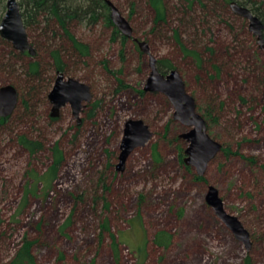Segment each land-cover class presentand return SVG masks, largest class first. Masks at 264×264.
Segmentation results:
<instances>
[{"label": "rangeland", "instance_id": "1", "mask_svg": "<svg viewBox=\"0 0 264 264\" xmlns=\"http://www.w3.org/2000/svg\"><path fill=\"white\" fill-rule=\"evenodd\" d=\"M113 1L135 37L146 38L156 62H173L208 134L223 150L198 178L195 167L184 163L187 142L179 137L189 128L174 119L164 94L143 90L151 71L149 54L132 39L121 50L120 40L112 42L104 26H76L72 32L91 44L92 53L86 61L66 59L64 74L92 92L81 121L69 104L51 117L47 94L22 118L19 96L13 120L0 125V264H8L25 239L32 242L35 264H246V258L264 264V49L248 20L238 18L230 5V16L212 18L211 31L198 44L205 55L198 65L169 34L151 31L148 0ZM250 1H262L264 20V0ZM5 11L6 0H0V20ZM183 37L197 40L193 33ZM3 51L8 49L0 40ZM37 51L47 56L44 48ZM213 60L226 66L218 75L208 67ZM52 76L48 93L57 73ZM5 78L0 75V86L7 84ZM128 119L143 120L152 136L118 167ZM21 134L39 141L41 151L30 154L18 142ZM56 147L61 159L50 171ZM35 175L52 181L35 183ZM210 185L226 212L249 232V249L207 203Z\"/></svg>", "mask_w": 264, "mask_h": 264}, {"label": "trees", "instance_id": "2", "mask_svg": "<svg viewBox=\"0 0 264 264\" xmlns=\"http://www.w3.org/2000/svg\"><path fill=\"white\" fill-rule=\"evenodd\" d=\"M18 1L21 6L23 21L28 38L35 49V54L31 56L27 52H19L12 47L10 42L0 37V40L6 45V49H8V52L3 51V54H0V75L5 74V82H7V84H12L17 89L18 97L20 96V102L22 103V106H17V109L20 111L18 112L19 118H22L28 115V113H31V110L34 104L37 103L38 99L42 98L44 101L47 100L49 84L53 79L52 75L58 71L63 73L67 71L66 59L75 56L80 60L82 59V61H86L84 58L92 55L91 44L78 38L72 32L73 28L78 25H85L91 30H95L97 27L102 26L109 28L111 31L110 38L112 42L120 40L121 50L124 49L127 38L124 37L112 23L109 8L104 0ZM111 1L114 3L113 0ZM148 1L152 10L151 31L154 32V34H157L159 31H164L167 35L169 34V36L178 45L181 53L187 57L193 58L199 65L202 64L205 57L199 47L203 34L206 35L209 31H211L213 27L211 21L212 18L213 20L217 17L222 19L226 14L230 16L227 6L233 0ZM235 1L249 6L253 13L257 16L260 17L262 15V1ZM172 11L173 13L171 14ZM173 16L176 18H173ZM178 21L180 22L179 25ZM192 33L197 40L194 39L195 42L193 43L192 40H187V42L193 46L188 45L183 37V34L188 37V35H192ZM233 33L235 34V32ZM133 36L135 37L134 28ZM34 39H39V43L37 40V42L34 41ZM145 39L146 38H143V40ZM57 40L63 41L61 44L58 43L57 45ZM145 41L148 43L147 40ZM197 41L199 43H197ZM235 45L238 46V41L236 40ZM38 47L44 48L47 54L46 57H40L38 55ZM209 50L213 51L212 48ZM8 53L10 54L9 56ZM13 56L15 58H13ZM16 58L21 61L20 64L13 63ZM48 64L50 66L48 69L51 70L44 71V66H47ZM101 65L104 68L109 69L108 60L102 59ZM222 65L223 64L221 62L213 60L209 63L208 67L213 73H215V75H218L226 67ZM17 66L18 69L21 67L24 71L23 74L17 73V68H15ZM157 68L164 74L169 72L171 69H176L170 59L159 60L157 62ZM7 71L9 74H7ZM142 92L144 93V91ZM14 114H16L15 109L11 115L7 117H0V125L8 123L11 119L13 120L12 117ZM18 142L32 155L41 151V143L39 141L32 140L27 134H21L18 137ZM53 153L54 160L49 168L50 171L57 169L58 162L61 159V151L58 147L54 148ZM198 178H201V176ZM34 180L35 183L44 181L45 186H49V183L52 181L38 175H35ZM2 223L3 221L0 218V226ZM162 240V238L158 237L156 242L162 243ZM31 247V241L28 239L23 240L8 264H35ZM245 263L251 264L249 258H246Z\"/></svg>", "mask_w": 264, "mask_h": 264}, {"label": "water", "instance_id": "3", "mask_svg": "<svg viewBox=\"0 0 264 264\" xmlns=\"http://www.w3.org/2000/svg\"><path fill=\"white\" fill-rule=\"evenodd\" d=\"M109 8L110 18L114 26L125 37H131L133 29L129 21L121 13L119 8L111 1L104 0ZM232 10L246 18L249 22V30L252 31L264 49V23L254 15L250 9L233 0L230 2ZM0 36L11 43L19 52H27L33 56L35 49L30 43L24 25L21 6L18 0H6V11L0 20ZM139 49L150 56L151 71L147 78L144 91H158L164 94L174 108V119L180 120L189 129L179 135L187 142L184 150V163L195 167L198 176H203L208 163L222 150V145L213 139L207 132L206 121L196 111L194 97L185 88L183 79L177 69H171L168 73H161L156 65V58L150 54L148 43L135 39ZM92 98L91 88L88 84L73 78L65 77L62 72H57L54 83L48 93L51 103V117H57L60 110L69 104L73 116L77 122L81 121L80 113L85 103ZM18 102L17 89L12 84L0 86V117L12 114ZM152 136L149 126L141 119H128L123 128V137L120 144L118 167H121L130 152L139 146H143ZM206 201L213 208L216 215L233 231L237 238L250 247L249 232L241 221L223 207V201L217 188L208 187Z\"/></svg>", "mask_w": 264, "mask_h": 264}, {"label": "flooded vegetation", "instance_id": "4", "mask_svg": "<svg viewBox=\"0 0 264 264\" xmlns=\"http://www.w3.org/2000/svg\"><path fill=\"white\" fill-rule=\"evenodd\" d=\"M105 2V1H104ZM106 3V2H105ZM239 3V2H238ZM239 4H241V3H239ZM229 5H230V3H229ZM241 5H243V4H241ZM244 6H246V7H248L249 9H250V7L249 6H247V5H244ZM250 11L253 13V11L250 9ZM236 15H237V17L238 18H241L242 16L241 15H239V14H237V13H235ZM254 14V13H253ZM254 15H256V14H254ZM257 16V15H256ZM263 23H264V20L261 18V17H259V16H257ZM243 19H246V18H244V17H242ZM247 20V19H246ZM133 29V28H132ZM248 29H249V25H248ZM263 32V35H264V30L262 31ZM124 36V35H123ZM125 37V36H124ZM127 39H132L133 40V42H134V44H136L137 46H138V44H137V42L135 41V39H138V40H143V39H139V38H137V37H134L133 36V34H132V36L131 37H126ZM145 41V40H144ZM256 42H258V41H256ZM138 48H139V46H138ZM140 50V49H139ZM151 54V53H150ZM156 65H157V62H156ZM58 72H60V71H58ZM63 73V72H62ZM64 74V73H63ZM65 75V74H64ZM65 77H67L66 75H65ZM58 117V116H57ZM56 118V117H55Z\"/></svg>", "mask_w": 264, "mask_h": 264}]
</instances>
